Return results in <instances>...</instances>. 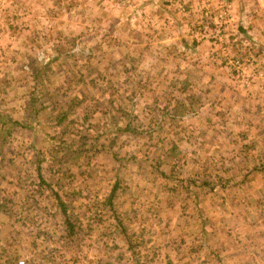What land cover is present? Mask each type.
I'll return each mask as SVG.
<instances>
[{
	"label": "crops",
	"instance_id": "0c3cea01",
	"mask_svg": "<svg viewBox=\"0 0 264 264\" xmlns=\"http://www.w3.org/2000/svg\"><path fill=\"white\" fill-rule=\"evenodd\" d=\"M201 1L167 0L160 14V20L165 22L171 34L167 36L166 32L160 34L157 31L144 33L153 41L158 39L157 42L160 45L157 49L162 51L156 54V45H149V57L152 55L154 63L148 62L136 66L141 72L132 70L134 75L143 73L144 78L130 79L127 83L120 79L115 83L111 82L112 85L108 87L129 95L127 98L113 99L108 97V94L105 102H102L103 99L95 101L94 92L102 93L107 88V82L102 79L103 74L100 76L94 73L93 66L87 64L84 66V75L73 76L71 74V79L66 81L70 89L67 90V95L63 96L66 101L63 105V101L58 102L56 95L52 93L49 95L48 90L54 82L44 80L42 76V73L46 71L44 64L36 63V66H33L20 61L18 64L6 65L9 67H5L4 72L7 70L9 75H7V82L2 86L1 93L12 99L21 100V103H18L17 109L11 112L0 110V132L4 128L20 132V137L17 136V138L21 141L23 149L30 142L25 137V133L27 136L32 132L37 133L35 129L41 132L46 130L48 135L45 134V139L49 145L53 148L60 146L68 152V156H79L83 154V148L80 147L81 145L77 147L74 143L76 140L81 143L82 138L78 139L76 131L75 133L69 131H71L70 127L74 126V120H80L81 117L78 114L79 118H73L70 124L68 118L71 115L74 117V112L76 115L81 108L83 110L89 108L86 110L88 115L91 113L90 115L96 114L99 117L98 120L97 117L94 120L91 116L89 125L93 137L92 145L89 141L87 145L95 148L93 150L96 154L93 157L110 153L116 158V166H118L119 157L127 158L125 152H130V159L136 171L131 174L130 180L133 187L131 191H125L124 186L119 187L118 182L121 181L118 177L112 179L105 177L101 182L108 185V188L106 186L104 190L100 188L101 194L94 192L95 197L90 198L82 194L83 190L87 192L91 188L90 184H95L102 176L80 173V171L67 175L66 170H62L61 166L76 164L65 163L66 159L63 162L56 159L52 171L46 168V171H43L46 174L42 175V171L39 173L41 179H29L28 181V179H19L18 176H15L17 178L15 179L7 175L2 181L5 176L3 175L5 172L1 171L5 167L3 161L5 153H2L0 154V185L5 186L3 188H10V193H13L15 197L14 202L2 205L1 201L4 199L2 196L6 193L0 194V214L2 216L13 214L8 205L13 207L16 205L24 211V214L26 213L23 216H27L37 199V209L39 208L43 214L49 215L51 212L53 216L52 227L43 232H50L48 236H60L64 239V241L59 240V245L61 248L68 247L69 249L62 251L63 253L70 254L71 249L78 246L75 236L77 232L83 231L81 224L85 219L88 229L98 224L97 228L95 227L92 231L102 232L105 236L107 235L105 232L111 229L117 236H114L115 242L104 238L102 234H95L96 236L88 240L90 242L87 245L103 248L102 245L105 242L109 245L112 241L121 248L122 257H124L125 250L129 252L128 248L132 247L131 245L134 246L136 242L133 241L138 236H144L143 233H147V239L159 243L160 238H164L161 234L163 230L168 232L177 230L176 232L180 234L192 227L191 231L197 234L181 240L175 235L173 241L192 242L193 239H197L200 244L202 243L201 258L205 264H209L210 259L213 260V264H264V174L256 170L252 158L254 151L262 150L263 145L262 147L258 145L255 149L253 144H248L244 139L237 143L233 140L235 135L226 131L229 127L237 126L231 125V119L241 117L243 120H249L258 110L259 112L264 110V0H230L231 19L224 26L223 30L227 31L222 33L224 40L229 43L227 47L229 56H236L243 51L245 48L243 42L246 39H253L258 44L257 49L260 50V54L254 58L261 66L263 77L254 79L255 82L246 86L241 80L238 81L236 77L230 76L228 72L230 69L226 66L225 60L210 62L207 57L210 43L203 38L205 34H196L188 27L193 24L190 19L199 16L198 5ZM221 1L211 0L213 6H217ZM149 22L148 24L152 26L155 21L150 17ZM174 27H177L178 33L174 32ZM139 35L142 36L141 33ZM174 54L183 57L184 63L181 67H172V63L167 60L162 62L161 55L167 59V57L172 58ZM189 57H191L190 60ZM41 66L42 68L39 69ZM129 68L131 67L128 64L118 65L116 72L118 74L131 73ZM76 70L81 71V69ZM66 71H70L69 67L66 68L64 65L59 67L58 72ZM54 72L57 73V69ZM18 75L22 77V82L18 79L20 78ZM97 75L100 76V80ZM131 94H136V98L128 101ZM12 99L9 100L13 101ZM89 99L94 102L91 107L85 105ZM170 108L174 110L173 114L166 113ZM218 108L224 111L221 112L219 109L217 112ZM131 110L130 123H126V116L131 115ZM94 112L95 114H92ZM83 120L86 121V119ZM92 122H96L94 127H92ZM158 123L164 126L158 127ZM152 125L153 131H151ZM166 125L172 128L174 140L172 139L171 142L172 147H176L175 152H171L167 147L163 156L158 144L139 145L140 140L150 139L155 130L161 133ZM40 127H45V130H39ZM193 134H198L201 139L198 146L194 144L193 139L191 142ZM125 140L129 142L130 150L131 148L137 149L132 152L126 149ZM84 146H86L85 141ZM26 150L29 151L28 155H24L22 159L17 156L13 160L10 159V164L7 166L24 167L30 178L33 174V163L35 167L38 165L41 169L42 162L45 158H49L51 149L47 157L42 155L41 150L43 149L40 147L29 146ZM178 150L181 157H186L189 162L187 168L181 170L182 176L179 175V177L187 183L194 181L191 190L188 188L184 190L181 186L182 181L175 178L172 173V176L169 175L172 166L167 158H179L175 157ZM40 154L43 159H37ZM145 156H151L153 160L145 161ZM156 168L159 170L157 174L147 178L143 176L153 173L151 170ZM124 170L127 169L124 167ZM247 171L249 175H246ZM32 176L36 177L35 174ZM73 179L77 184H74ZM27 181L29 184L27 188L32 187L29 188V192H25L24 189ZM111 187L113 191L110 193ZM33 189L37 192L32 191ZM192 190L199 192L197 198L200 196L206 200L209 197L213 200L212 205L214 206L211 207V212L205 205L194 209L185 206L188 200H195L189 192H186ZM123 195L126 197L123 198ZM73 201H83L86 204L85 212L79 214V220L75 212H80V210L73 208ZM60 202L67 206L66 214L74 218L75 234L71 236H68L70 234H67V228L63 222ZM87 202L91 205L96 203L97 207H90ZM173 213L183 222L192 218L197 223L193 225L185 223V226L172 223L170 214ZM260 214L262 217L260 222H257ZM93 216H99L100 219L94 222L91 219ZM249 218L253 220L249 221ZM224 221H228L231 225L223 227ZM235 223L239 225H234ZM150 233L153 234L150 236ZM130 242L132 244H129ZM35 246L29 243L31 249ZM3 248L6 247L3 246ZM17 248L19 257L16 259H26L32 256L31 251L22 252L20 245ZM196 249L198 254V248ZM89 253V264H108V258L103 257L102 253L100 256L102 255L101 258L104 259H98L96 253L95 255ZM54 255L55 253L52 254ZM12 256L15 255L0 259V264H15L16 259ZM172 256H174L172 252L165 253L162 264L168 263ZM25 261L27 264H39L32 259ZM131 261L132 258L130 261L127 260L129 264H132Z\"/></svg>",
	"mask_w": 264,
	"mask_h": 264
},
{
	"label": "rangeland",
	"instance_id": "374dc122",
	"mask_svg": "<svg viewBox=\"0 0 264 264\" xmlns=\"http://www.w3.org/2000/svg\"><path fill=\"white\" fill-rule=\"evenodd\" d=\"M166 2L167 0H0V110L11 112L17 109L18 103H21V100L17 98L12 99L8 95L4 96V93H1V90H3L2 86L7 82V75H9L7 70L4 72L5 67H9L11 63L18 64L20 61L33 66H36V63L38 65L44 64V68L46 69V71L42 73L44 80L47 82H54V85L50 90H48L49 95L50 93L56 95L58 102L63 101V105L66 104L63 96H66L68 92L67 90L70 89L66 81L71 79V74L73 76L84 75V66L87 64H91L93 66L94 73H98L100 76L103 74L104 76H102V79H104V82H107V88H105L102 93L98 91L94 92L95 101L103 99L102 102H105L108 94V97L113 99L127 98L129 95L123 94L117 89H111L108 87L120 79H123L127 83L130 79L135 80L137 78H144L143 73H141V75H134L132 70L141 72V70H138L136 66L139 64L144 65L148 62L154 63L152 55L149 57V45H156V54L162 51L157 49V46L160 45L157 42L158 39L153 41L150 37L145 36L144 33L157 31L160 34H164L166 32L167 36L171 34L168 32V27L166 28L165 22L160 20V14ZM206 8L208 10H215L216 6H213L211 1H201L198 5L199 16L195 18L193 15L194 19H190L193 24L188 27H190L192 32L196 33V28L198 27V24L196 23L206 21L207 15L204 16L203 14ZM150 17L151 20L155 21L152 26L148 24L150 23ZM224 31L226 32L227 30H222L221 34L224 33ZM174 32L178 33L177 27H174ZM140 33L142 36L139 35ZM211 37L212 35H203V38L207 39L208 43H210V49L207 50V57L211 63L225 60V62H227L226 66L230 69L228 71L230 76L236 77L238 81L241 80L245 86L249 85L251 82H255L256 80L254 81V79L263 77L261 66L254 58L256 55L260 54V50L257 49L258 44L256 41L253 39L244 40L243 44L245 45V48H243V51L236 54V56H229V52L227 50L229 43L224 40L223 34L221 39H212ZM213 40H216L215 43H212ZM161 56L162 62L167 60V62L172 63V67H181L184 63L183 57L180 55L174 54L172 55V58L167 57V59H164L163 55ZM232 58L240 59L243 63H245V71L236 70L232 67L231 64L228 63V60ZM188 59L190 60L191 57ZM124 64H128L131 68L133 67V69L129 68L131 73L118 74L116 72V67ZM159 64L162 65L161 62H159ZM62 65L66 68L69 67L70 71L63 73L58 72L59 67L61 68ZM41 68L42 66L39 69ZM55 69H57V73L54 72ZM76 69H81V71ZM103 69L107 70L104 71ZM251 69H256L260 72V75L252 76L251 73L253 71H251ZM74 70H76V72H74ZM38 73L40 75L41 71ZM100 76H98V80L101 79ZM18 77H20L18 79L22 82V77L20 75H18ZM244 78L248 79L247 83H245ZM55 86H57V88ZM12 87H14V85ZM135 98L136 94H131V98L128 101ZM9 99H12L13 101ZM86 102L87 104L85 105H87V107H91L94 103L91 99ZM220 106L221 105H219V107ZM88 109L84 108V111L83 108H81L78 112H76V115L74 112V117L71 115L68 118L70 124L73 118H79L78 114H80L81 117L80 120H74V126H71V131H69L70 133H75L76 131L78 139H80V137L82 138L81 143L77 140L74 143L77 147L81 145L80 147L83 148V154L79 156H74L72 154V156H68V152L61 149L60 146L59 148H53L52 145H49L48 141L45 139V134L47 133L44 129L45 127L39 128V130L44 129V132L35 129L37 133L32 132L31 134H27V136L25 133V137H27L30 142L29 144H26L23 149L21 148V141L17 138V136L20 137V132H16L14 129L9 130V128H4L0 132V154L5 153L3 160L5 162V167L1 169V171L5 172L3 173L5 176H3L2 181H4L7 175L13 176L14 178L15 176H18L17 178L22 180L28 179V181L29 179H41L39 177V173H41V171L42 175L46 174V172L43 171H46V168L49 169V171H52L54 169L56 159H59V161L62 160L61 162L66 159L65 163L70 162L76 164L61 166L62 170H66L67 175H71V173H78L80 171V173L102 176L95 184H90L91 188L88 189L90 193L88 191L84 192L83 190L82 194L84 196L88 195L90 198L95 197L93 194L94 192L101 194L100 192H102V190L108 188V185L101 182V180L105 179V177L108 179L118 177L121 181L118 182L119 187L124 186L125 188L123 189L125 191H131L133 188L130 180L131 174L135 173L136 170H134L135 165L130 159V152H125V154H127V158H123L122 156L119 157V161H117L118 166H116V158L111 156L110 153L109 155L103 154L96 156V158L93 157V155L96 154L95 150H93L95 148H90L87 145L88 141L91 144L93 137L90 132L92 129L89 127L92 115H90L91 113L88 115V112H86ZM219 109L221 112L224 111V109L218 108L217 112H219ZM166 113L173 114L174 110L170 108V110L166 111ZM92 114H95V112ZM96 117V114L92 116L94 120ZM131 117L132 110L131 115L128 116L127 114L126 116V123H130L129 118ZM83 119H86V121ZM98 119L99 117H97V120ZM231 122V125H237L238 127L232 126L227 128L226 131L229 134L235 135L233 140L237 143L244 139L248 144H253L252 146L255 147V149L256 146L260 145L262 147L263 145L262 150H255L254 154L252 153V158L254 159L253 164L256 167V170H260V173L264 174V110L260 112L258 110V112L254 114V117L249 120H243L241 117H238L231 119ZM92 123V127H94L96 122ZM160 125L161 127L164 126V124H157L158 127ZM151 127V131H153V125ZM146 131L148 130L146 129ZM195 134L191 135L192 138L191 136L189 138H191V142L193 139L194 144L198 146L201 139L198 134ZM172 139V128L166 125L161 133H159L158 130H155L150 139H142L138 143L142 146L144 144H158V147L164 156L166 153L165 149L167 147L171 152L176 151V147H172ZM84 141L86 146H84ZM130 142L133 143L131 140ZM29 146L40 147V149H43L41 150L43 153L42 155H45L46 157L49 149H51L49 158H45L44 162L40 161V163L42 162L41 169L38 165L35 167V163H33L34 168L32 175L35 174L36 177L31 175L30 178L24 167L7 166V164H10V159L13 160L16 156L22 159L24 155H28L29 151L26 150V148ZM125 146L126 149H129L131 152L137 149L131 148L132 150H130L129 142L126 140ZM43 156L41 157L40 154L37 156V159H43ZM175 157L179 158H167L168 161H171L172 166L169 175L172 176L173 174L175 178L181 180V186L184 187V190L186 188L191 190L193 188L194 181L191 180L187 183L183 178L179 177V175L182 176L181 170L186 169L189 162L186 160V157H181L179 150L177 151V155ZM144 158L145 161L153 160V157L151 156H145ZM46 159L48 161H46ZM144 164H147V162H144ZM124 167L127 169L126 171L124 170ZM158 171L159 170L157 168L152 169L151 172L153 173L146 172L147 174L143 176L147 178L148 176L157 174ZM249 174V171H247L246 175ZM28 181L25 184L26 186H24L25 192H29V188H32L31 186L27 188V185H29ZM73 182L74 184H77L74 179ZM3 187L5 186L0 185V194L6 193L5 196H2L4 197L1 201L2 205H7L8 202H14L15 197L13 193H10V188ZM39 187L41 186L39 185ZM75 187H77V185H75ZM100 188L102 189L101 191ZM32 191L37 192L35 189ZM186 192H189L190 196L196 200H188L185 205L186 207L194 209L201 207V205H205L208 207L210 212L212 211L211 207L214 205H212L213 200L211 198L208 197L206 200L200 198V196L197 198L199 192L194 190ZM125 197L126 196L123 195V198ZM73 203V208L75 207L80 210V212H75L77 213L79 220V214L85 212L86 204L83 201H73ZM87 205L90 207H97L96 203L93 205L88 203ZM8 208L10 209V212L13 211V214L5 216L0 214L1 260L4 259V257L11 256L13 254L15 256L12 257H15V259L16 257H19L17 254V246L20 245L22 252L29 253L31 251L32 256H28L26 259L28 261H31L32 259L34 262L39 264L42 262L43 264H51V261H53V264H89L88 253L90 251L93 253L91 252L89 254L95 255L96 253L98 259H104L101 258L102 255L103 257H106V259L108 258V264H129L127 260L130 261V258H132V264H162V259L165 258L164 254L167 252H172L174 256H172L169 260L170 262L168 261L166 264H205L204 260L201 258L202 247L200 248V246L202 243L200 244L197 239H193L192 242L173 241L175 235H177V237L181 240L185 237H192L194 234H197L194 233V231H191L192 227H189L188 230L180 232V234L176 232L177 230H173V232H168L166 230L161 231L164 238H160V244L147 239V233H143L144 236H138L136 240L133 241L136 242L134 246L131 245L132 247L128 248L129 252L125 250L124 257H122L120 254L122 252L121 248L112 241H110L109 245L105 242L102 245L103 248L100 246L87 245V243L90 242L88 240L96 236L95 234H102L104 236V233L92 231L95 227L97 228L98 224H95L93 227L88 229L89 227H87V223H85L84 219L81 224L83 225V231L81 230L77 232V235L75 236L78 246L71 249V253L69 254L62 252L64 250H68V247L61 248L59 245V240L64 241L63 238L60 236H48L50 232H43L52 227L53 216L51 212L49 215L43 214L39 208L37 209V199L35 200V205H32V210L29 211L27 216H23L26 215V213L24 214V211L17 208L16 205L14 207L12 205H8ZM259 213H261L260 210ZM26 217H29L30 219H25ZM261 217L262 216L260 214L257 222H260ZM98 218L99 216H93L91 219L95 222ZM170 218L172 223H178L179 225L184 226L185 223H187V225L197 223L192 218H190L189 221L183 222V220L179 217H176L175 213L170 214ZM252 220V218H249V221ZM55 222L57 223V219H55ZM230 225L231 224H229L228 221L223 222V227ZM234 225H239V223H235ZM113 231L114 230L110 229L105 232L107 235H105L104 238H109L116 242L115 237L117 236L114 235L116 233ZM112 234L113 236H110ZM152 234L153 233H150L149 235L151 236ZM56 240L58 242H55ZM29 243L36 245L35 248L31 249L29 247ZM129 244H132V242ZM3 246L6 248H3ZM196 247L198 248V254ZM53 253H55L54 256H52ZM100 253H102L101 256ZM69 255L70 257H68ZM23 259V264H27L25 261L26 259ZM16 261L15 264H17ZM208 263L213 264V260L210 259Z\"/></svg>",
	"mask_w": 264,
	"mask_h": 264
},
{
	"label": "built area",
	"instance_id": "2783aa9c",
	"mask_svg": "<svg viewBox=\"0 0 264 264\" xmlns=\"http://www.w3.org/2000/svg\"><path fill=\"white\" fill-rule=\"evenodd\" d=\"M211 1V0H207ZM207 6V4H206ZM231 1L222 0L215 8V10L207 8L204 10L203 14L206 16V21L198 22V27L196 28V34L202 33L205 35H212V39L217 38L221 39V31L224 28V24L227 23L231 19ZM212 12V13H211ZM216 40H213L212 43H215ZM228 63L231 64L236 70L245 71L246 64L243 63L240 59L232 58L228 60ZM253 71L252 76L260 75V72L256 69H251ZM245 83H247L248 79L244 78ZM17 264H23V259H17Z\"/></svg>",
	"mask_w": 264,
	"mask_h": 264
},
{
	"label": "trees",
	"instance_id": "16d2710c",
	"mask_svg": "<svg viewBox=\"0 0 264 264\" xmlns=\"http://www.w3.org/2000/svg\"><path fill=\"white\" fill-rule=\"evenodd\" d=\"M116 186V185H114ZM113 191V187H111V191L110 193ZM59 206H60V211H61V214L63 216V222H64V225H66V228H67V234H70L68 236H71L73 234H75L74 230H73V218L71 216H68L65 212V210L67 209V206L64 204V203H59ZM67 236V235H66Z\"/></svg>",
	"mask_w": 264,
	"mask_h": 264
}]
</instances>
